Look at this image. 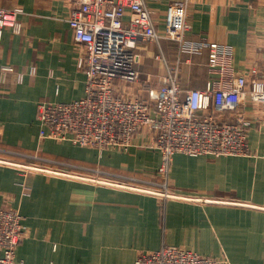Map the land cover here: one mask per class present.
<instances>
[{"label":"crops","instance_id":"0c3cea01","mask_svg":"<svg viewBox=\"0 0 264 264\" xmlns=\"http://www.w3.org/2000/svg\"><path fill=\"white\" fill-rule=\"evenodd\" d=\"M145 1L160 33L170 4L184 2L186 37L231 45L234 73L223 81L212 72L208 49L189 54L172 39L142 40L132 51L141 83L116 81L118 94L146 97L145 84L157 85L178 62L185 91L211 80L229 84L252 68L264 81V0ZM15 6L23 9L22 31L3 30L0 70L12 66L25 76L0 78V205L24 217L16 258L135 264L140 253L166 244L227 256L231 264H264V102L247 92L240 107L250 122L248 154L177 153L167 178L146 129L127 151L44 139L39 104L86 94L87 75L78 66L84 48L69 24L71 0H0L2 8Z\"/></svg>","mask_w":264,"mask_h":264},{"label":"built area","instance_id":"2783aa9c","mask_svg":"<svg viewBox=\"0 0 264 264\" xmlns=\"http://www.w3.org/2000/svg\"><path fill=\"white\" fill-rule=\"evenodd\" d=\"M71 1L69 24L75 41L84 48L78 66L87 75L86 94L71 101L41 102L38 121L42 138L127 151L136 135L146 129L151 136L150 146L161 153L158 172L165 178L177 153L214 157L249 153L250 122L240 107L247 92L253 100L264 102V81L255 77L256 68L249 75H235L229 84L211 80L203 89L185 91L179 81L178 62L168 67V75L157 85L145 84L146 97H126L116 92V81L141 83L132 51L142 40L172 39L178 42L181 52L189 54L208 49L211 71L220 73L223 81L227 73L233 75L231 45L186 37L190 25L184 2L170 4L165 32L160 33L145 0ZM22 13L20 6L0 7V42L5 28L22 31ZM31 72L35 73V68ZM10 73L16 74L18 82L25 76L12 66H4L1 81L5 82ZM23 220L17 210L0 205V264H31L16 258V249L26 232ZM135 264L231 262L227 256L217 258L165 244L155 251L140 253Z\"/></svg>","mask_w":264,"mask_h":264}]
</instances>
